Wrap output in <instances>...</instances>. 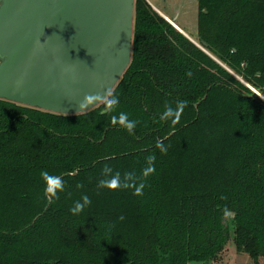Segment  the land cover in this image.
Wrapping results in <instances>:
<instances>
[{"label":"trees","instance_id":"trees-1","mask_svg":"<svg viewBox=\"0 0 264 264\" xmlns=\"http://www.w3.org/2000/svg\"><path fill=\"white\" fill-rule=\"evenodd\" d=\"M197 32L204 48L135 0L131 61L98 105L0 98V264L211 262L231 228L264 255V0H198Z\"/></svg>","mask_w":264,"mask_h":264},{"label":"water","instance_id":"water-1","mask_svg":"<svg viewBox=\"0 0 264 264\" xmlns=\"http://www.w3.org/2000/svg\"><path fill=\"white\" fill-rule=\"evenodd\" d=\"M134 16L135 0H0V98L63 114L98 105L131 61Z\"/></svg>","mask_w":264,"mask_h":264},{"label":"rangeland","instance_id":"rangeland-1","mask_svg":"<svg viewBox=\"0 0 264 264\" xmlns=\"http://www.w3.org/2000/svg\"><path fill=\"white\" fill-rule=\"evenodd\" d=\"M148 1L150 3L151 2L155 3L157 6H160L161 8H164L166 10L172 8L173 6H179L182 12L186 13L185 16H187L188 21H190V23L194 27L189 29L191 35L193 37H197L198 0H148ZM182 17H184V14L182 15ZM170 19L173 20L172 18ZM174 22L178 25L176 21ZM252 88L255 89L254 87ZM230 234H231L230 238L228 239L225 248L219 253V256L215 260H212L211 262H191L190 264H264V255L259 256L258 261H256L255 258L252 257L250 254L246 252H238L236 250V245L233 239V234H234L233 228H231Z\"/></svg>","mask_w":264,"mask_h":264},{"label":"clouds","instance_id":"clouds-1","mask_svg":"<svg viewBox=\"0 0 264 264\" xmlns=\"http://www.w3.org/2000/svg\"><path fill=\"white\" fill-rule=\"evenodd\" d=\"M3 59H4V56L0 55V61H2ZM188 75H191V71L188 72ZM85 99L86 98H84L83 101L80 102L79 107L84 105ZM118 102H119L118 97L112 96L111 99L108 101V104L111 106V105L117 104ZM184 103H185L184 101H179L178 107L176 109H173L170 106L166 107L164 115L169 116L175 112L176 117L178 118L179 111L182 110ZM106 110H108V109H106ZM119 118L122 122L126 123V126L129 129V131L135 126V121L127 120V116L125 113H121ZM159 147L161 148V151L167 150L162 144H160ZM104 171H106V172L111 171V169L108 166H105ZM41 176L46 181V188H45L46 192L55 194L57 189H60V190L63 189L64 182L59 176L52 175L47 170H42ZM117 183H118V180L116 178H113L111 180H101L100 181L101 185H108V186H112V187H115L117 185ZM140 190H141L140 188L136 189V191L138 193L140 192ZM82 199H83V203L81 201L74 202V206L70 208L71 212L77 213L83 209V207L85 206L86 203H90V199L86 195L83 196Z\"/></svg>","mask_w":264,"mask_h":264},{"label":"crops","instance_id":"crops-1","mask_svg":"<svg viewBox=\"0 0 264 264\" xmlns=\"http://www.w3.org/2000/svg\"><path fill=\"white\" fill-rule=\"evenodd\" d=\"M152 3V2H151ZM152 5L165 17L168 19L173 18L178 23L179 28L189 35L190 37H193L189 31L190 28H194L193 25L188 21L187 16H185V12L183 13L179 6H173L172 8H169L168 10L161 8L160 6H157L155 3H152ZM166 5V4H165ZM184 14V17L182 15ZM196 28V27H195ZM195 39V37H193Z\"/></svg>","mask_w":264,"mask_h":264},{"label":"bare ground","instance_id":"bare-ground-1","mask_svg":"<svg viewBox=\"0 0 264 264\" xmlns=\"http://www.w3.org/2000/svg\"><path fill=\"white\" fill-rule=\"evenodd\" d=\"M178 27H180V26H178Z\"/></svg>","mask_w":264,"mask_h":264}]
</instances>
